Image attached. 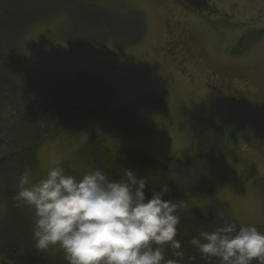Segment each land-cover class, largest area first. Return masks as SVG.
Segmentation results:
<instances>
[{"label":"rangeland","instance_id":"1","mask_svg":"<svg viewBox=\"0 0 264 264\" xmlns=\"http://www.w3.org/2000/svg\"><path fill=\"white\" fill-rule=\"evenodd\" d=\"M262 1L211 0L219 8L214 12L209 0L205 1L207 5L203 9L174 0H92L106 6L129 7L133 12L124 17L141 18L143 38L126 46L119 44L120 36L108 37L99 45L87 42L94 36L85 27L89 22L75 15L68 19L66 14H59L30 27L20 38L29 69L42 73L62 72L68 79L92 75L112 90L109 110L105 112V115L112 112L111 117H97L91 109L80 106L67 117V128H61L37 146L38 171L30 174L32 183L43 178L57 160L66 174L78 179L89 168H99L90 161L97 143L107 148H147L157 159L170 158L167 162L170 167L180 166L194 156L199 146H206L209 138L202 136L213 134L212 123L223 124L230 130L221 113L238 107L243 112L242 121L251 132V141L260 147L255 149L251 143L243 144L234 139L235 145L230 146V155L225 159L226 173L218 188V197L228 204V211L238 220L264 227V126L256 123L257 117H250L242 107L241 96L232 92L222 95L204 79L200 80L210 69L215 74L231 75V80L237 74L250 76L249 81L262 94L258 96L261 102L255 103L259 109H264ZM166 9L183 20L187 31L200 40L201 54L209 68L201 71V76L197 75V86L177 76L171 66L169 69L163 62L167 32L175 64L179 61L176 56L180 46L170 24L164 25ZM137 10L142 16L135 12ZM183 66L180 70H185ZM234 86L231 81V89L227 90L232 91ZM150 93L166 102L159 108L152 107V102L147 103L150 106L135 102ZM123 127L139 133H128ZM231 133H235L234 129L228 132L230 139L234 138ZM235 154L242 156L237 159ZM203 200L192 196L183 202L195 205ZM2 207L0 199V209Z\"/></svg>","mask_w":264,"mask_h":264},{"label":"trees","instance_id":"2","mask_svg":"<svg viewBox=\"0 0 264 264\" xmlns=\"http://www.w3.org/2000/svg\"><path fill=\"white\" fill-rule=\"evenodd\" d=\"M91 1L0 0V199L3 204L0 209V264H67L62 250L52 248L40 251L35 247L33 214L26 208H17L13 197L19 191V180L23 173L37 174V146L61 128H67V117L74 109L81 106L80 108L84 107L85 110L91 109L97 117L112 116V112L105 115L109 110L107 108L112 90L103 86L98 78L92 75L89 78L79 76L68 79L62 72L42 73L29 69L20 47V38L30 27L51 20L59 14H66L68 19L73 17L72 15L86 19L89 25L85 27L94 35L87 42L95 45L105 42L108 37L120 36L119 44L122 46L143 38L144 26L140 25L141 18L124 17L133 12L128 6L112 7L107 4L109 7ZM174 1L181 5L193 4L196 9H203L207 5V0ZM262 4L264 6V1ZM209 5L214 12L218 11L219 8L217 9L214 3ZM224 5L225 3H221V6ZM135 12L142 16L140 11ZM181 30L183 31V28ZM200 45L198 40L199 50ZM199 57H202V54ZM202 59L205 66L197 67L198 76H201L202 69H206L204 67H209L205 59ZM211 71L214 72L212 69ZM212 74L217 76L215 73L210 75ZM248 77L235 75L234 82L238 84L232 91L225 89L221 94L232 92L241 96V105L244 107L245 103L248 104L245 108L248 113L253 108L248 99L253 100L254 97L253 105L257 108L254 112L257 114L256 123H262L264 126V109H259L255 103L261 102L258 96L262 94L258 87H253ZM241 87L246 89V93L237 90ZM255 92L257 94L254 96ZM135 102L146 106H150L147 103L152 102V107L159 108L166 100L150 93ZM230 113L238 117L240 124L244 123L241 118L243 112L238 107L228 111L225 109L221 113L222 120ZM211 125L213 134L211 132L209 137L202 136L209 138L205 141L206 146H199L194 156L180 166L170 167L167 164L170 158L157 159L147 148H107L100 143H97V149L93 150L90 158L91 163L102 169L110 180H126L125 169L133 170L138 178H146L148 187L145 191L148 198H151L152 190L159 191L162 185H169L171 191L164 199L178 204L181 222L176 239L181 242L185 252V264L187 258L193 255L195 260L192 264H219L216 258H203L190 243L194 237L199 238L201 232H212L225 222L236 223L237 227L240 224L249 225L228 211V204L218 197V188L226 173L225 159L230 155L229 149L235 145L234 139L243 144L251 143V132L249 137L231 133L234 138L230 139L228 132H231V128L225 129L223 124ZM243 125L247 127L245 123ZM124 129L133 134L139 133L134 129L128 130L127 127ZM251 145L256 147L253 142ZM235 156L239 159L242 155ZM192 196H200L204 200L200 204L186 205L183 200ZM256 227L264 232V227ZM166 255L168 258H174L170 250L166 251ZM253 264L256 262L253 261Z\"/></svg>","mask_w":264,"mask_h":264},{"label":"clouds","instance_id":"3","mask_svg":"<svg viewBox=\"0 0 264 264\" xmlns=\"http://www.w3.org/2000/svg\"><path fill=\"white\" fill-rule=\"evenodd\" d=\"M125 177L110 180L92 167L78 179L57 160L37 183L23 173L13 199L17 208L33 214L35 247L59 248L67 264H185L176 239L178 204L164 199L169 185L152 190L148 198L146 178L130 169ZM190 243L203 258H216L219 264H264V232L254 225L225 222ZM167 250L174 258L167 257ZM194 260L189 256L187 264Z\"/></svg>","mask_w":264,"mask_h":264},{"label":"flooded vegetation","instance_id":"4","mask_svg":"<svg viewBox=\"0 0 264 264\" xmlns=\"http://www.w3.org/2000/svg\"><path fill=\"white\" fill-rule=\"evenodd\" d=\"M167 11L168 10L166 9L165 16H167V18H165L164 25L167 26L168 24H170V26L175 32V38H177V42L180 43L179 52H178V55L176 56V58L179 57V61L177 60V63L175 64L174 57L170 54V46L168 45V41L169 43H171L170 41L171 38H170V34H168V32L166 31L167 32L166 33L167 34V41H166L167 46L163 51V55H162L163 62L166 63L167 68L169 69L173 68V71H175L177 76H180L181 78L185 77L186 81L189 84L193 86L195 85L197 86V67L199 68L201 66H205V64L202 63L203 59L202 60L199 59V55H201V50H199L197 46V36L189 33L187 29L185 28V24L183 23V21L177 19V17L173 13H169ZM181 28H183V31L181 30ZM197 57H198V61H197ZM197 63H198V66H197ZM182 66L185 68V70H180ZM205 68L208 69L209 67H205ZM201 71H206V70H201ZM211 73H214V72H212L210 69L209 74L206 75V77L202 76L200 80L205 79V82L209 83V87L216 88L218 92H223V90L229 89L231 87V81L234 82V80H231L229 75L226 73L217 74V78L216 76H213L214 74L210 75ZM213 77H215L214 80H212ZM234 83L236 85L238 84L236 82ZM237 90H241V92L244 91L246 93L245 88L241 87V89L237 88ZM256 94L257 92H255L254 96ZM253 100H254V97H253ZM253 100L248 99V101L252 102V106H253V108L250 111L249 110L248 111L252 117L253 116L257 117V114L254 113L256 112L257 108L253 105ZM247 106L248 104L245 103L244 109L247 108ZM226 120L228 122L227 126L229 125L231 129H234L235 135L240 136L242 134L243 137H249L250 131L243 124L239 123V119L235 114L230 113L226 115L224 122H226ZM252 147L257 149L260 146L256 145V147L254 146Z\"/></svg>","mask_w":264,"mask_h":264}]
</instances>
